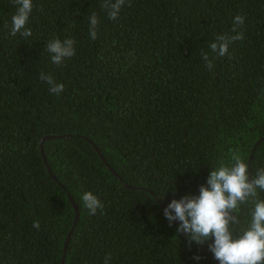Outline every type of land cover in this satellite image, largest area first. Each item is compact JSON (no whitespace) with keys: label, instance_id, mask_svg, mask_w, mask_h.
Wrapping results in <instances>:
<instances>
[{"label":"trees","instance_id":"1","mask_svg":"<svg viewBox=\"0 0 264 264\" xmlns=\"http://www.w3.org/2000/svg\"><path fill=\"white\" fill-rule=\"evenodd\" d=\"M103 3L33 0L25 38L10 34L15 0H0V264H220L214 238L190 243L164 210L199 196L230 149L250 174L264 168V0H126L115 21ZM238 15L244 38L219 57L209 45ZM57 38L76 42L61 65L47 52ZM48 135L67 138L42 150ZM85 192L104 205L96 215ZM253 209L240 206L234 238Z\"/></svg>","mask_w":264,"mask_h":264},{"label":"clouds","instance_id":"2","mask_svg":"<svg viewBox=\"0 0 264 264\" xmlns=\"http://www.w3.org/2000/svg\"><path fill=\"white\" fill-rule=\"evenodd\" d=\"M126 0H104L102 8L108 11L109 19H118ZM18 6L12 16L10 34L20 33L27 38L32 36V29L27 27L33 11V0H15ZM131 6V0H128ZM243 16H236L233 21L234 35H219L209 47L211 52L219 57L228 54L230 45L243 40L244 34L237 28L244 24ZM89 34L92 40L97 39L99 20L93 12L89 17ZM75 41L71 38L63 42L57 38L47 45L52 63L61 65L67 58L76 54ZM206 67L211 70L214 65L207 53H202ZM40 80L46 83L49 91L60 95L65 90L63 83H58L50 73L41 72ZM230 159L221 161L218 167L212 168L207 179V186H201L199 196L192 194L179 200H172L164 210V216L172 226L173 221H180L179 233L187 234L189 242L203 245L209 244V251L220 264H264V200L257 199V189L264 191V168L250 174L249 164L239 150H229ZM251 175V181H250ZM81 199L89 215H96L104 205L92 192H85ZM251 201L254 209L251 212V222L243 230L239 238L233 236V226L240 224L238 215L242 204ZM235 213L236 215H233ZM33 227L40 228L39 221L33 222ZM199 260V257H195ZM111 257L105 258V264H110Z\"/></svg>","mask_w":264,"mask_h":264},{"label":"water","instance_id":"3","mask_svg":"<svg viewBox=\"0 0 264 264\" xmlns=\"http://www.w3.org/2000/svg\"><path fill=\"white\" fill-rule=\"evenodd\" d=\"M65 138H67V137H66V136H61V135H48V136H46V137H44V138L42 139V141H41V148H42V150H43V143H44L45 141H47V140H53V139H54V140H55V139H65ZM94 147H95V149H96L98 155L100 156V158L105 162V159H104V157L102 156L100 150H99L96 146H94ZM48 170L50 171L49 168H48ZM110 171H111L116 177H118V176L116 175V173L113 171L112 168H110ZM250 181H251V176H250ZM129 188H131V187H129ZM71 201H72V203H73V205H74L75 211H76L77 216H78V212H79V210H78V206H77V204L73 201L72 198H71ZM176 222H179V221L177 220ZM72 233H73V230L70 232L69 238H68V240H67V242H66V244H65L64 253L67 252L68 243H69V241H70V238H71ZM64 260H65V257H63V261H62L61 264H64Z\"/></svg>","mask_w":264,"mask_h":264}]
</instances>
